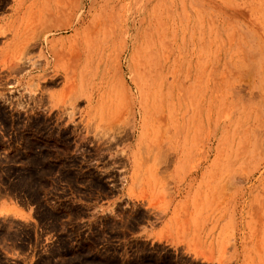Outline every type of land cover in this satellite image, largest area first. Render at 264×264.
<instances>
[{"label": "rangeland", "instance_id": "rangeland-1", "mask_svg": "<svg viewBox=\"0 0 264 264\" xmlns=\"http://www.w3.org/2000/svg\"><path fill=\"white\" fill-rule=\"evenodd\" d=\"M0 199V264H264V0H0Z\"/></svg>", "mask_w": 264, "mask_h": 264}, {"label": "bare ground", "instance_id": "bare-ground-1", "mask_svg": "<svg viewBox=\"0 0 264 264\" xmlns=\"http://www.w3.org/2000/svg\"><path fill=\"white\" fill-rule=\"evenodd\" d=\"M68 22H69V21H68ZM68 26H69V25H68ZM62 27H63V26H62ZM64 28H65V27H64ZM70 28H71V27H70ZM49 32H50V31H49ZM137 32H138V31H137ZM44 37H45V36H44ZM44 37H43V38H44ZM138 37H139V36H138ZM128 38H129V37H128ZM136 40H137V39H136ZM129 41H130V40H129ZM52 42H53V41H52ZM112 42H113V41H112ZM114 42H115V41H114ZM124 42H125V41H124ZM50 43H51V42H50ZM50 43H49V44H50ZM146 43H147V41H146ZM53 44H54V43H53ZM99 44H100V42L98 43V45H99ZM114 44H115V43H114ZM127 44H128V43H127ZM50 45H51V47H52V44H50ZM64 45H65V44H64ZM106 45H107V44H106ZM110 45H111V44H110ZM110 45H109V46H110ZM124 45H125V44H124ZM147 45H148V44H147ZM113 46H114V45H113ZM49 47H50V46H49ZM54 47H55V45H54ZM104 47H105V46H104ZM106 49H107V48H106ZM97 50H98V49H97ZM102 50H103V49H102ZM108 50H109V49H108ZM108 50H107V51H108ZM135 50H136V49H135ZM143 50H144V49H143ZM49 51H50V50H49ZM126 51H127V50H126ZM101 52H102V51H101ZM128 52H129V51H128ZM102 53H103V52H102ZM108 53H109V52H108ZM123 53H124V52H123ZM111 54H112V52H111ZM124 54H125V53H124ZM49 55H50V53H49ZM90 55L92 56V54H90ZM101 55H102V54H101ZM101 55H100V56H101ZM106 55H107V54H106ZM113 55H116V54H113ZM131 55H132V54H131ZM52 56H53V55H52ZM52 56H51V57H52ZM95 56H97V55H95ZM118 56H119V55H118ZM139 56H140V55H139ZM149 56H150V54H149ZM106 57H108V56H106ZM113 57H114V56H113ZM48 58H49V57H48ZM92 58L94 59V56H93ZM122 58H123V57H122ZM138 58H139V57H138ZM54 59H55V58H54ZM88 59H89V58H88ZM93 59H91L92 62H93ZM99 59H100V58L98 57V61H99ZM105 59H106V58H105ZM79 60H80V59H79ZM102 60H103V59H102ZM120 60H121V59H120ZM88 61H89V60H88ZM124 61H125V60H124ZM148 61H150V60H148ZM103 63H104V62H103ZM80 64H81V63H80ZM88 64H89V63H88ZM92 64H93V63H92ZM106 64H107V63H106ZM110 64H111V63H110ZM100 65H101V64H100ZM54 66H55V65H54ZM105 66H106V65H105ZM154 66H155V65H154ZM55 67H56V66H55ZM75 67H76V66H75ZM155 67H156V66H155ZM58 68H59V67H58ZM90 68H91V67H90ZM109 68H110V67H109ZM156 68H157V67H156ZM98 69H99V68H98ZM58 70H59V69H58ZM149 70H150V69H149ZM62 71H63V70H62ZM66 71H67V70H66ZM123 71H124V70H123ZM155 71H156V70H155ZM158 71H159V70H158ZM57 72H58V71H57ZM147 72H148V70H147ZM156 72H157V71H156ZM60 73H61V72H60ZM145 73H146V72H145ZM153 73H154V72H153ZM158 73H159V72H158ZM62 74H63V73H62ZM64 74H65V73H64ZM78 74H79V73H78ZM75 77H76V76H75ZM64 78H66V77H64ZM150 78H151V77H150ZM155 78H156V77H155ZM67 79H68V78H67ZM73 79H74V78H73ZM140 79H141V78H140ZM68 80H69V79H68ZM135 80H136V78H135ZM149 80H150V79H149ZM51 81H52V80H49L48 83L51 82ZM53 81H54V79H53ZM65 81H66V80H65ZM136 81H137V80H136ZM69 82H70L69 85L71 86V84L73 83V81L71 82V78H70V81H69ZM75 82H76V81H75ZM75 82H74V83H75ZM148 82H149V81H148ZM66 83H67V82H66ZM74 83H73V86H74ZM136 83H138V82H136ZM64 84H65V83H64ZM67 85H68V84H67ZM69 85H68V86H69ZM143 85H144V84H143ZM148 85H149V84H147V86H148ZM70 86H69V88H70ZM64 87L68 89L67 86H64ZM64 87H63V88H64ZM70 89H71V88H70ZM73 89H76V87L73 88ZM76 91H77V90H76ZM64 94H65V93H64ZM51 95H52L51 97H55V96L58 95V94H57V93H54V94H51ZM138 96H139V95H138ZM141 97H142V96H141ZM141 97H140V99H141ZM56 98H57V97H56ZM132 98H133V97H132ZM146 99H147V98H146ZM145 101H146V100H145ZM133 103L136 104V99H135V98L133 99ZM137 104H138V103H137ZM140 105H141V108H142V100H141V104H140ZM135 107H136V106H135ZM145 112H146V111H145ZM145 112H144V113H145ZM138 115H139V114H138ZM138 118H139V116H138ZM141 118H142V117H141ZM144 118H145V117H144ZM139 119H140V118H139ZM142 123H143V122H142ZM138 126H140L139 123H138ZM136 127H137V126H136ZM140 128H141V127H140ZM136 129H137V128H136ZM143 129H144V128H143Z\"/></svg>", "mask_w": 264, "mask_h": 264}, {"label": "crops", "instance_id": "crops-1", "mask_svg": "<svg viewBox=\"0 0 264 264\" xmlns=\"http://www.w3.org/2000/svg\"><path fill=\"white\" fill-rule=\"evenodd\" d=\"M5 201H7V203L9 202L8 200H5ZM5 201L3 199H0V208L2 210L5 209V208L12 209L13 211L22 213L23 215H30L31 212H32L31 209L28 208V207H23V206H3L6 203Z\"/></svg>", "mask_w": 264, "mask_h": 264}]
</instances>
